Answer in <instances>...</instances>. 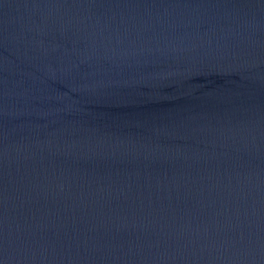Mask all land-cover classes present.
<instances>
[{"label": "water", "instance_id": "1", "mask_svg": "<svg viewBox=\"0 0 264 264\" xmlns=\"http://www.w3.org/2000/svg\"><path fill=\"white\" fill-rule=\"evenodd\" d=\"M0 264H264V0H0Z\"/></svg>", "mask_w": 264, "mask_h": 264}]
</instances>
